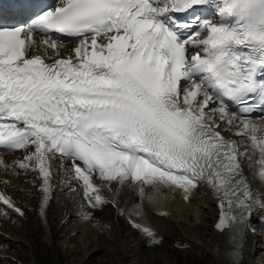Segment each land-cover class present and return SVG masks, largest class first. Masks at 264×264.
<instances>
[{"label":"snow or ice","instance_id":"snow-or-ice-1","mask_svg":"<svg viewBox=\"0 0 264 264\" xmlns=\"http://www.w3.org/2000/svg\"><path fill=\"white\" fill-rule=\"evenodd\" d=\"M12 7L0 9V152L26 153L12 167L35 174L40 215L57 158L93 210L117 205L129 183L141 198L151 187L180 190L185 200L203 184L218 201V264H240L250 218L264 209L241 167L249 149L259 152L264 178V128L249 118L264 113V0H57L54 8L15 0ZM65 37L75 46L62 56ZM222 125L235 128L245 151ZM0 167L9 165L0 159ZM0 203L24 215L3 193Z\"/></svg>","mask_w":264,"mask_h":264},{"label":"bare ground","instance_id":"bare-ground-1","mask_svg":"<svg viewBox=\"0 0 264 264\" xmlns=\"http://www.w3.org/2000/svg\"><path fill=\"white\" fill-rule=\"evenodd\" d=\"M216 119L219 121V118ZM220 131L228 139L235 140L241 152L245 151L246 141L234 135L235 128L229 131L226 125H222ZM24 155L26 153L20 157L1 158L9 167H0V193L9 197L24 215L20 216L0 203V217L4 215L11 217L6 222H4L5 217L0 221L4 223L3 226L1 225L2 228H6V232L0 229V235H5L4 240H0V248L3 247V242L12 250L22 246L27 247L31 264H63L66 257L76 258L78 254L81 257L76 259L77 264H96L97 255L102 251L99 243L104 241L101 238L105 229L113 232L110 237H106L107 243L109 241L119 243L118 264H145L147 259L143 245L149 243L152 238L132 226L135 224L141 229H149L156 240L161 241V238L165 239L177 234L179 240L187 239L194 243L193 246L210 250L212 264H218L221 259L217 255V249L220 247L222 237L214 227L217 222L215 202L206 186L200 184L190 194L189 199L185 200L180 190L161 188L157 191L151 187L145 188V195L141 198L138 187L129 183L122 189L119 197H116L117 205L109 203L102 209L93 210L84 200L81 201V188L75 180L69 178L68 169L61 166V161L57 158L53 162L54 190L44 215L41 216L39 182L35 174L20 172L12 167L16 161L22 160ZM259 159H261L260 153L249 149L248 155L241 158V167L250 175L254 189L261 192L262 186L257 174L261 167L257 164ZM94 182L100 183L98 180ZM74 186L79 188L78 196L72 191ZM115 188L116 186L111 193L105 190L102 194L106 199L112 200ZM256 195L259 197L258 194ZM91 213L101 217L97 216L86 221L84 215L89 216ZM102 213H105V216ZM256 223L257 221L253 220V224ZM20 225L27 228V233L25 230H19ZM99 230L102 234L98 233ZM257 230L253 225L248 231L239 256L240 264H264L263 256L261 259L255 257L264 250L258 238L260 236L255 235ZM129 231L139 236L140 246L131 244ZM58 241L63 242L62 246L58 245ZM197 250L193 252L195 258L202 253L201 250ZM6 256L17 258L13 254H8L7 250L0 251V260L5 258L10 260L11 257Z\"/></svg>","mask_w":264,"mask_h":264},{"label":"rangeland","instance_id":"rangeland-1","mask_svg":"<svg viewBox=\"0 0 264 264\" xmlns=\"http://www.w3.org/2000/svg\"><path fill=\"white\" fill-rule=\"evenodd\" d=\"M104 214L102 213V215H104ZM90 215H89V219H92V218L97 217V216H98V218L101 217V215H97L94 213H91ZM212 215L213 214H211V216ZM89 219H87L86 221H88ZM0 224L3 226L4 223L1 222ZM13 224H14V222H13ZM2 226L0 227L1 230L4 228V227L2 228ZM18 228L20 231L25 230V232L27 233L26 227L20 225ZM92 228H94V227H92ZM121 228H123V227H121ZM123 229H125V228H123ZM3 230L6 232V228ZM103 230H104V232H103V237L101 238V240H104V241L99 243L100 247L102 248V251L97 255V263L96 264H118V260H119L118 258L120 256V254L118 252L119 243L118 242H112V241H109V243H107L106 237L111 235V233H113V232H112V230H107V231H105V229H103ZM109 231H111V232H109ZM98 233L102 234V232L100 230L98 231ZM128 233H129L128 235H130V238H129L130 242H132L131 244H138L137 247L140 246L139 236L137 234L131 233L130 231ZM204 233L205 232H203V234ZM255 235L258 237V235L256 233H255ZM0 236H1L0 240H4L5 235L1 234ZM1 238H3V239H1ZM166 238L165 239L161 238V241L158 244H153L150 241L149 243L143 245L144 246L143 249L145 250V255H146V259H147V263L145 262V264H148V263L149 264H212L213 263L210 250L204 249V248L199 247V246H193L194 243H192V241L187 240V239H183V241L179 240V237L177 234H175L173 237H166ZM57 243H58V245L60 244V246H62V244H63V242H61V241H58ZM120 244L122 245V242H120ZM145 245H147V246H145ZM8 247L9 246H7V244L5 242H3V247L0 248V251L5 252L7 250L8 254H13L14 256H17V258H15L13 256H9V257H11L10 260L6 259V258L1 259L0 264H31V258L29 256L30 254L29 253L27 254V247L22 246L16 250H12L10 247L9 248ZM262 247H264V245H262ZM197 249L201 250L202 253L199 257L195 258L193 252L198 251ZM9 257H7V258H9ZM80 257H81V255H79V254L76 258L68 256V257H66L63 264H77L76 259L78 260ZM151 258H153V260H151ZM6 260L8 262H6Z\"/></svg>","mask_w":264,"mask_h":264}]
</instances>
